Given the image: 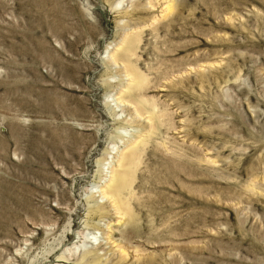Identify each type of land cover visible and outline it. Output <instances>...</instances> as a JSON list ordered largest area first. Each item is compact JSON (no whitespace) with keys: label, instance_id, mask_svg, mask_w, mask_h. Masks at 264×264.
I'll return each instance as SVG.
<instances>
[{"label":"rangeland","instance_id":"obj_1","mask_svg":"<svg viewBox=\"0 0 264 264\" xmlns=\"http://www.w3.org/2000/svg\"><path fill=\"white\" fill-rule=\"evenodd\" d=\"M0 264H264V0H0Z\"/></svg>","mask_w":264,"mask_h":264},{"label":"bare ground","instance_id":"obj_2","mask_svg":"<svg viewBox=\"0 0 264 264\" xmlns=\"http://www.w3.org/2000/svg\"><path fill=\"white\" fill-rule=\"evenodd\" d=\"M169 7V4L166 6V8H168ZM126 39V38H125ZM126 41V40H125ZM136 41V40H135ZM127 42V41H126ZM130 42V41H129ZM128 43V42H127ZM126 43V44H127ZM132 46V45H131ZM130 46V44H128V46H126V48L123 50V52H124V54L126 55L127 53H129L130 51H129V49L128 48H130L131 47ZM132 48V47H131ZM130 50H132V49H130ZM132 52H130V54H131ZM111 57V59L113 60V61H115L116 59H115V57L114 56H110ZM128 58H129V55H128ZM115 63V62H114ZM129 67V66H128ZM130 69H132V68H130ZM125 70L127 71V73L129 72V75H131L133 78H138V74L136 75L135 73H134V71H132V70H127V67L125 66ZM135 72H137V71H135ZM138 73V72H137ZM142 77V76H141ZM140 77V78H141ZM132 78V80H134ZM143 78V77H142ZM143 80V79H142ZM140 81L141 80H135V82H136V84L137 85H139V83H140ZM134 82V81H133ZM141 86V85H140ZM139 86V87H140ZM122 98V97H121ZM121 101H123V99L121 100ZM137 112V111H136ZM133 154H135V153H131V154H129L128 156H126V155H124L123 156V158H122V160H120V162H119V164H120V170H118V171H115V172H112V174H111V176H110V179H109V184H108V188H107V191L106 192H104V193H107V194H109L110 196H111V198H112V203L114 202V204H115V207L114 208H116L117 210H118V214H122V215H124L125 213L127 214L128 213V209H127V204H126V202H124V200L121 198V195H122V193H123V191L125 190V189H127L128 188V186H129V174H128V170H129V168H131L130 166H131V157L133 156V158L135 157ZM132 155V156H131ZM132 158V159H133ZM136 158H137V156H136ZM133 162H134V160H133ZM133 164V163H132ZM134 169V168H133ZM130 171H131V169H130ZM132 172V171H131ZM102 195H103V193H102ZM125 211H127V212H125ZM124 212V213H123ZM125 214V215H126ZM123 251V250H122ZM121 251V252H122ZM123 253V252H122Z\"/></svg>","mask_w":264,"mask_h":264}]
</instances>
